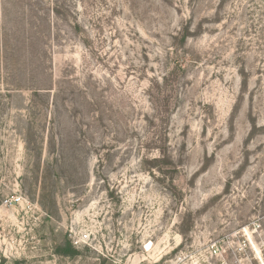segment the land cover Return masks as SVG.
Wrapping results in <instances>:
<instances>
[{
    "label": "rangeland",
    "instance_id": "374dc122",
    "mask_svg": "<svg viewBox=\"0 0 264 264\" xmlns=\"http://www.w3.org/2000/svg\"><path fill=\"white\" fill-rule=\"evenodd\" d=\"M0 264H264V0H0Z\"/></svg>",
    "mask_w": 264,
    "mask_h": 264
}]
</instances>
